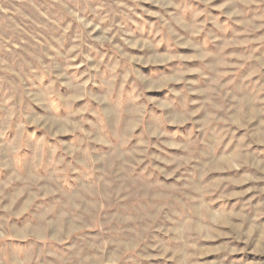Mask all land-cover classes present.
<instances>
[{
	"label": "rangeland",
	"instance_id": "374dc122",
	"mask_svg": "<svg viewBox=\"0 0 264 264\" xmlns=\"http://www.w3.org/2000/svg\"><path fill=\"white\" fill-rule=\"evenodd\" d=\"M0 264H264V0H0Z\"/></svg>",
	"mask_w": 264,
	"mask_h": 264
}]
</instances>
